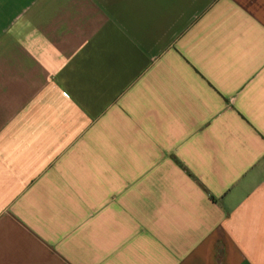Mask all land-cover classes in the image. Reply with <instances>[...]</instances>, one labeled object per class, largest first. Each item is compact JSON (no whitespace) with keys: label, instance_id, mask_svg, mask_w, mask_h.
Instances as JSON below:
<instances>
[{"label":"crops","instance_id":"obj_1","mask_svg":"<svg viewBox=\"0 0 264 264\" xmlns=\"http://www.w3.org/2000/svg\"><path fill=\"white\" fill-rule=\"evenodd\" d=\"M0 264H264V0H0Z\"/></svg>","mask_w":264,"mask_h":264}]
</instances>
